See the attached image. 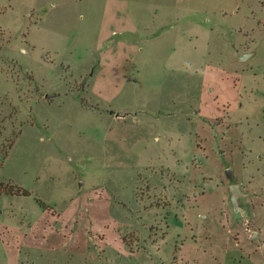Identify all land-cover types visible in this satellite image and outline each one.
<instances>
[{
  "label": "rangeland",
  "instance_id": "1",
  "mask_svg": "<svg viewBox=\"0 0 264 264\" xmlns=\"http://www.w3.org/2000/svg\"><path fill=\"white\" fill-rule=\"evenodd\" d=\"M0 188V264H264V0H0Z\"/></svg>",
  "mask_w": 264,
  "mask_h": 264
},
{
  "label": "water",
  "instance_id": "2",
  "mask_svg": "<svg viewBox=\"0 0 264 264\" xmlns=\"http://www.w3.org/2000/svg\"><path fill=\"white\" fill-rule=\"evenodd\" d=\"M251 52H245L240 56V59H245L247 56H249ZM112 112V111H111ZM119 115V113H116ZM225 174L229 180V184L227 186L228 189V200L230 204L233 206L235 212H243V208L240 206L239 196L243 194V190L241 189V186L238 182L234 180V171L232 167H227L225 169ZM245 212V211H244ZM252 237H257L258 233L257 231H253L251 233Z\"/></svg>",
  "mask_w": 264,
  "mask_h": 264
},
{
  "label": "trees",
  "instance_id": "3",
  "mask_svg": "<svg viewBox=\"0 0 264 264\" xmlns=\"http://www.w3.org/2000/svg\"><path fill=\"white\" fill-rule=\"evenodd\" d=\"M10 188H11V189H10ZM0 191H1V188H0ZM7 191H9V192H11V193H22V194H29V193H30V191H29L28 189H26V188H21V189L19 190V187L14 186V185H11V186L7 189ZM40 203H41V205L45 208V204H44V202L40 201Z\"/></svg>",
  "mask_w": 264,
  "mask_h": 264
}]
</instances>
